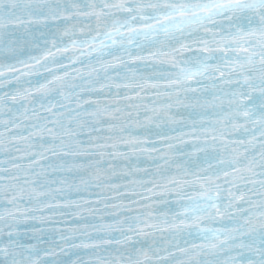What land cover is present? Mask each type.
Listing matches in <instances>:
<instances>
[{
    "label": "snow or ice",
    "instance_id": "6c2138e0",
    "mask_svg": "<svg viewBox=\"0 0 264 264\" xmlns=\"http://www.w3.org/2000/svg\"><path fill=\"white\" fill-rule=\"evenodd\" d=\"M0 264H264V0H0Z\"/></svg>",
    "mask_w": 264,
    "mask_h": 264
}]
</instances>
